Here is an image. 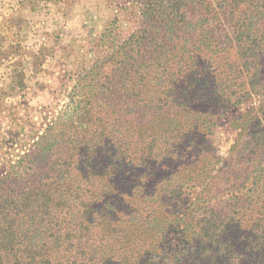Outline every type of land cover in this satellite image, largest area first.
<instances>
[{
	"label": "trees",
	"instance_id": "1",
	"mask_svg": "<svg viewBox=\"0 0 264 264\" xmlns=\"http://www.w3.org/2000/svg\"><path fill=\"white\" fill-rule=\"evenodd\" d=\"M135 6L129 35H110L108 50L85 68L75 114L58 116L36 142L53 166L33 170L25 163L0 176V264L114 263L111 251L101 259L94 244L87 254L83 235L87 244L98 220L151 206L149 183L136 179V169L160 170L158 154L182 151L173 135L176 116L229 109L264 94V0H138ZM158 118L169 122L151 138ZM251 137L250 160L260 165V123ZM133 151L141 160L135 162ZM137 190L141 197L131 203ZM164 192L161 201L172 211L181 193L178 187ZM239 193L226 207L196 208L201 213L190 223L181 264H264V186ZM166 247L144 246L139 260L116 264H162L177 252Z\"/></svg>",
	"mask_w": 264,
	"mask_h": 264
},
{
	"label": "rangeland",
	"instance_id": "2",
	"mask_svg": "<svg viewBox=\"0 0 264 264\" xmlns=\"http://www.w3.org/2000/svg\"><path fill=\"white\" fill-rule=\"evenodd\" d=\"M137 1L0 0V176L25 163L33 170L53 166L54 162L50 166L51 161L45 162L48 158L39 156L36 142L58 116L75 114L72 106L82 101L77 92L85 68L108 50L111 39H123L133 30ZM106 29L108 36H104ZM213 110L210 107L205 114L194 108L176 116L173 135L182 151L158 154L156 161L163 162L160 170L151 165L136 169V179L149 183L146 193L151 206L143 207L141 215L123 207L124 212L98 220L87 233V244L83 235L87 254L94 244L101 259L111 251L114 263L106 264L132 263L130 259L143 256L144 246L167 244V251L173 247L177 252H169L162 264H181L193 235L190 223L201 213H195L197 207L223 208L234 203L239 191L264 186V159L260 165L252 162L249 144L253 128L260 123L264 129V94L229 109ZM168 122L158 118L149 131L151 138ZM146 152L147 160L154 161V154ZM142 156L133 154L135 162ZM154 185L158 189L151 194ZM175 187L181 195L172 202L171 211L161 200L166 188ZM138 190L131 203L141 197Z\"/></svg>",
	"mask_w": 264,
	"mask_h": 264
}]
</instances>
